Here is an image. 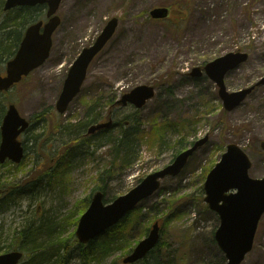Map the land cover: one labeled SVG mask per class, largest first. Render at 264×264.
I'll return each mask as SVG.
<instances>
[{"label": "rangeland", "instance_id": "rangeland-1", "mask_svg": "<svg viewBox=\"0 0 264 264\" xmlns=\"http://www.w3.org/2000/svg\"><path fill=\"white\" fill-rule=\"evenodd\" d=\"M158 6L169 7L167 18L149 17V10ZM57 13L61 23L53 34L49 57L0 94L5 105L13 102L29 119L45 112L60 124L73 125L85 118L93 104L98 121H105L108 101L136 85H153L155 95L134 116L131 106L111 112L113 122L126 115L136 118L143 131L130 165H121L116 147L106 136L82 141L57 177L43 176L34 198L23 196L0 207L2 235L7 238L22 223L41 216L61 224L60 235L68 238L75 228L70 222L81 213L79 204L95 188L104 186L115 197L124 194L147 174L171 163L193 141L207 136L180 173L161 179L159 188L130 213L128 244L133 246L158 221L161 264H222L224 254L213 239L219 219L203 200V182L231 142L248 154L249 175L264 176V84L225 111L215 83L205 73L193 77L190 72L223 53L241 50L248 59L225 74L227 89L236 91L264 76V0H62ZM6 16L1 11L0 21ZM113 16L118 18L114 35L89 65L79 94L60 115L55 103L70 65ZM4 70L2 63V74ZM155 120L166 125L161 126L162 137L151 134ZM43 125L19 137L27 148L25 157L16 167L10 162L0 164V182L18 183L47 165L52 167L61 152L56 149L75 136L59 130L38 137ZM119 129L112 127L110 136ZM76 255H68V264H78ZM124 255L122 249L115 250L103 264L121 263ZM240 264H264V214Z\"/></svg>", "mask_w": 264, "mask_h": 264}, {"label": "water", "instance_id": "water-1", "mask_svg": "<svg viewBox=\"0 0 264 264\" xmlns=\"http://www.w3.org/2000/svg\"><path fill=\"white\" fill-rule=\"evenodd\" d=\"M61 0H5L4 10L17 5H35L46 3L48 20L30 24L24 32L17 50L6 62L4 76L0 73V91L7 90L18 82L23 75L40 66L49 56L52 45V33L60 23L55 14ZM167 7H155L150 10L153 18L166 17ZM118 20L111 18L94 43L84 47L70 66L64 79L55 107L64 113L70 101L80 91L86 71L93 57L103 48L115 32ZM248 57L246 52H227L204 66L206 74L219 86V96L226 110L235 108L255 85L264 84L262 76L255 85L228 92L224 85V75L237 67ZM199 67L193 68L192 75H200ZM154 87L139 84L121 95L116 101L122 105L130 103L137 108L153 97ZM111 120L89 126L87 133L109 126ZM29 126V121L20 115L15 104H8L0 124V163L6 159L19 163L24 156L23 143L18 140L20 133ZM207 137L195 141L192 146L180 152L175 159L148 174L136 186L125 194L105 203L103 193H93L87 209L80 216L75 236L80 243H86L107 228L122 219L143 198L152 194L159 187V179L167 175H176L184 166L188 156L206 141ZM264 146V143H262ZM251 162L247 154L236 144L227 145L219 162L209 171L204 182L206 196L204 200L211 210L218 214L219 226L214 238L224 253V264H240L245 254L251 249L259 218L264 212V177L252 178L248 175ZM236 189L235 192L229 190ZM159 225L154 222L147 235L135 245L133 250L123 257V263H133L142 259L159 240ZM22 257L20 250L0 254V264H17Z\"/></svg>", "mask_w": 264, "mask_h": 264}, {"label": "trees", "instance_id": "trees-1", "mask_svg": "<svg viewBox=\"0 0 264 264\" xmlns=\"http://www.w3.org/2000/svg\"><path fill=\"white\" fill-rule=\"evenodd\" d=\"M3 0H0V12L2 11ZM7 16L0 21V64L9 59L15 52L21 39L25 26L29 23L37 21L43 15L42 5L35 6H17L5 12ZM114 99L108 101L109 106H112ZM110 108V107H109ZM5 110V103L0 97V121ZM84 119L76 124H60L58 119L49 113H39L32 117L35 122L32 127H38L44 122L41 133L50 134L57 131L67 132L70 135H75L69 138V141H64L56 150H61L57 153L54 159V165L41 169L33 178H27L20 182H0V207L4 205L14 204L23 196L35 197L38 189L42 185L43 176L48 180L57 177L58 174L65 168V163L72 159L75 155L74 151L81 145L82 141H90L96 136H106L116 147L115 155L121 165L128 166L135 157L136 141L144 137L143 131L138 127L136 118L132 116L137 112L132 113V116L126 115L113 122L106 129H101L94 134L84 135L86 128L98 121L99 113L96 112L95 104L88 107ZM119 126V132L116 136H110L111 128ZM161 126H166L165 123H160L155 120L152 126L151 134L161 133ZM30 128V129H31ZM33 137L35 138L36 135ZM160 137V138H161ZM181 141H178L179 145ZM182 147V146H181ZM18 166V165H16ZM15 166V167H16ZM41 167V166H40ZM42 173V174H41ZM96 189H101L104 192L105 200H112L115 196L108 195L104 186H99ZM90 195L82 199L80 212L84 211L89 203ZM130 214L121 220L118 224L105 231L103 234L93 238L87 244H80L76 241L71 232L68 238L62 237L61 224L54 221L45 220L41 216L32 218L19 227H16L11 234L5 237L0 230V252L19 248L24 252V260L19 264H68L69 256L76 253L78 264H103L115 249H122L123 252H128L132 245L128 244L130 236L128 220ZM77 217H73L71 224H76ZM145 234V233H144ZM5 237V238H3ZM70 238V239H69ZM69 239V241H68ZM68 241V243H67ZM68 245V246H67ZM158 245L149 251L140 261L135 264H161L157 253ZM107 264H121L116 261L108 262ZM217 264H220L217 263Z\"/></svg>", "mask_w": 264, "mask_h": 264}, {"label": "bare ground", "instance_id": "bare-ground-1", "mask_svg": "<svg viewBox=\"0 0 264 264\" xmlns=\"http://www.w3.org/2000/svg\"><path fill=\"white\" fill-rule=\"evenodd\" d=\"M70 239V238H69ZM69 239H68V241H69ZM68 241H67V243H68ZM68 246V245H67ZM115 250H119V249H115Z\"/></svg>", "mask_w": 264, "mask_h": 264}]
</instances>
